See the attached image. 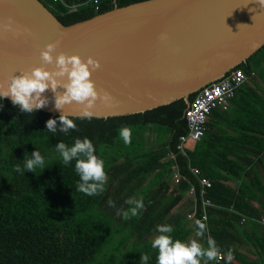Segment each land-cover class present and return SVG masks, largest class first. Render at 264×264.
I'll return each mask as SVG.
<instances>
[{
	"label": "trees",
	"instance_id": "16d2710c",
	"mask_svg": "<svg viewBox=\"0 0 264 264\" xmlns=\"http://www.w3.org/2000/svg\"><path fill=\"white\" fill-rule=\"evenodd\" d=\"M40 1L69 25L142 0ZM234 69H241L247 79L229 106L236 103L235 110L244 112L245 124L253 130V136H247L253 139V150L243 152L244 164L224 149V138L216 147L218 137L211 138L208 120L199 140L177 148L188 131L184 118L188 104L211 83L188 100L176 99L143 112L91 120L73 116L77 129L67 135L59 128L56 135L46 130V121L58 114L40 109L29 116L10 99H0V264H98L102 254L108 255L104 264H140L141 253L149 254L148 264H156L157 251L151 247L156 226L171 225L173 238L187 242L198 230L197 219L208 228L199 237L201 244L207 247L211 236L222 254L220 261L209 264H264V226L256 221L264 217V88L243 87L249 79L264 84V45ZM237 95L245 99L237 100ZM220 111L225 112L215 108L210 115ZM123 126L132 130L130 145L118 135ZM85 137L92 140L108 175L106 190L98 196L76 191L75 162L64 166L56 152L60 141L71 146ZM244 138L240 136L241 141ZM37 150L48 165L42 172L14 171L16 164L23 165L24 156L31 158ZM174 172L180 174L178 183ZM202 177L211 182L203 195ZM190 188L193 195L184 207H177ZM130 197H142L144 208L125 220L117 210H126ZM109 198L115 201L114 208L108 206ZM189 213L194 219L187 218Z\"/></svg>",
	"mask_w": 264,
	"mask_h": 264
},
{
	"label": "water",
	"instance_id": "95a60500",
	"mask_svg": "<svg viewBox=\"0 0 264 264\" xmlns=\"http://www.w3.org/2000/svg\"><path fill=\"white\" fill-rule=\"evenodd\" d=\"M9 17L14 27H27L30 33L0 38V79L40 66L38 50L58 42L54 56L63 51L101 63L91 79L113 101L105 105L98 100L94 117L188 100L264 45V8L258 0H142L69 25L40 0H0V25ZM43 95L49 104L42 110L60 115L53 92ZM64 110L76 112L77 106Z\"/></svg>",
	"mask_w": 264,
	"mask_h": 264
},
{
	"label": "clouds",
	"instance_id": "9594fccd",
	"mask_svg": "<svg viewBox=\"0 0 264 264\" xmlns=\"http://www.w3.org/2000/svg\"><path fill=\"white\" fill-rule=\"evenodd\" d=\"M258 3L264 8V0H258ZM14 24L13 18L9 17L7 23L0 25V38L5 39L9 33L13 37L30 33L29 28L14 27ZM58 48V42L46 44L43 49L38 50L42 61L40 66L21 69L18 75L0 79V99H10L13 106H18L20 112L32 116L49 104V98L43 94L50 89L54 94V108L60 110V115L46 121V130L56 135L59 128V133L67 135L77 129V124L71 117L91 120L96 115V102L99 100L100 103L108 105L113 101V97L106 91H98L91 79L92 72L101 68L98 59L92 56L82 58L78 54L67 55L63 51L54 56ZM46 65L52 67L48 68ZM61 88L63 91H59ZM71 105L77 106L76 112L64 110L65 106ZM118 135L125 145L131 144L132 130L129 127L119 128ZM55 147L64 166L75 162L74 171L79 177L76 191L89 197L105 192L108 181L105 162L97 156L91 139L77 138L71 146L60 141ZM46 166L48 165L45 157L37 150L32 152L31 158L24 156L23 165L16 164L14 171L22 175L26 170L39 174ZM37 169H40L39 173ZM125 204L129 206L126 210H117L125 220L140 215L144 208L142 197H130L125 200ZM108 206L114 208L115 201L109 198ZM195 224L198 229L196 236L203 237L208 231L206 223L197 219ZM173 231L169 224L156 226V232L159 234L151 241V247L157 251L156 264H209L218 258L219 248L211 236L208 237L205 247L196 239L189 242L174 239L171 235ZM231 256L232 253L229 252V259ZM149 260V254L141 253L140 264H148Z\"/></svg>",
	"mask_w": 264,
	"mask_h": 264
},
{
	"label": "built area",
	"instance_id": "2783aa9c",
	"mask_svg": "<svg viewBox=\"0 0 264 264\" xmlns=\"http://www.w3.org/2000/svg\"><path fill=\"white\" fill-rule=\"evenodd\" d=\"M60 1L64 4L63 0ZM246 76L241 69H231L223 77L211 82L210 85L200 88L201 90L197 95L190 101L185 112L184 118L187 123V134L179 138L178 149L183 150V147L189 142H195L199 140L205 133V124L211 114L212 110L215 108L225 111L228 109L230 100L235 96L236 89L241 86L246 81ZM173 157L172 155H169ZM194 174H198L197 168L191 169ZM173 180L178 183L180 180V174L174 172ZM201 185V195L205 193V189L211 185V182L205 178H200ZM187 193L193 195L194 190L190 188ZM203 204H210L206 199H202ZM193 213L187 214V218L194 219ZM243 219V218H242ZM262 226H264V217L257 219ZM222 259V254L219 253L216 262Z\"/></svg>",
	"mask_w": 264,
	"mask_h": 264
},
{
	"label": "crops",
	"instance_id": "0c3cea01",
	"mask_svg": "<svg viewBox=\"0 0 264 264\" xmlns=\"http://www.w3.org/2000/svg\"><path fill=\"white\" fill-rule=\"evenodd\" d=\"M255 85L264 88V84L260 80L253 81L250 79L246 82V86L243 87L244 89L247 86L253 88ZM235 98L237 100L245 99L239 95ZM235 109L239 110V106L232 102L227 111L218 112L220 114L218 116L210 115L207 125L211 138L218 137V142L215 143L216 147L219 146V141L221 142V139L224 138V149L232 152V156H239L240 160L238 162L242 163L243 161H246L244 156H242L244 154L243 152L253 150V139L247 138V136H253V130H250L249 126L245 124L244 112H239ZM241 135H245V138L242 141L240 140Z\"/></svg>",
	"mask_w": 264,
	"mask_h": 264
},
{
	"label": "rangeland",
	"instance_id": "374dc122",
	"mask_svg": "<svg viewBox=\"0 0 264 264\" xmlns=\"http://www.w3.org/2000/svg\"><path fill=\"white\" fill-rule=\"evenodd\" d=\"M260 55H257V57L255 58L256 60L260 59ZM191 195L189 193H186V196L182 199V201L177 205V207L182 208L186 205V198L190 197ZM159 233H155L153 236H151V239L153 240L155 238L156 235H158ZM192 239H196L199 243H201V239L199 237L196 236V233L191 234V236L187 239V242L191 241ZM242 252L244 254H246L248 257L253 258V255L248 252L245 248L242 249ZM107 254H102V256H99L96 261L98 264H104L105 262H107Z\"/></svg>",
	"mask_w": 264,
	"mask_h": 264
},
{
	"label": "bare ground",
	"instance_id": "6f19581e",
	"mask_svg": "<svg viewBox=\"0 0 264 264\" xmlns=\"http://www.w3.org/2000/svg\"><path fill=\"white\" fill-rule=\"evenodd\" d=\"M198 91V90H197ZM188 103H189V101H188Z\"/></svg>",
	"mask_w": 264,
	"mask_h": 264
}]
</instances>
